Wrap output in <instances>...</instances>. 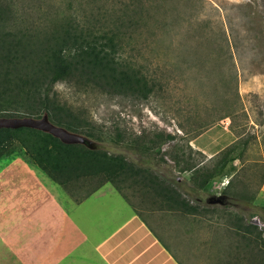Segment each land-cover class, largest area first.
<instances>
[{
    "label": "rangeland",
    "instance_id": "rangeland-1",
    "mask_svg": "<svg viewBox=\"0 0 264 264\" xmlns=\"http://www.w3.org/2000/svg\"><path fill=\"white\" fill-rule=\"evenodd\" d=\"M84 1L17 0V4L38 22L49 7L62 5L75 11ZM97 5L112 9V22L127 14L118 24L123 36L121 58L153 78L154 92L140 100L83 91L63 82L56 83L54 89L71 108L83 111L113 139L116 132L125 134L127 140L122 144L110 139L99 143L112 154L123 153L137 160L145 155L126 146L129 139L172 135L153 162L160 159L159 170L182 180H188L190 174L179 173L169 156L162 154L168 147L183 146L195 160L209 162L228 145L241 147L245 141L244 159L233 162L230 175L216 178L210 193L198 196L202 201L219 196L236 174L256 197L255 205L243 206L242 215L264 235V210L259 206L264 203V0H101ZM135 15L140 16L139 23L131 30L128 25L136 20ZM21 145L15 140L0 161L22 155ZM56 185L75 201L92 189L86 185L69 191ZM120 187L129 205L140 211L182 264L235 260L250 264V257L257 255V249L250 251L246 240L234 233L223 208L215 213L183 215L152 204L139 187L128 183ZM98 189L121 194L109 182ZM250 212L255 216L248 217Z\"/></svg>",
    "mask_w": 264,
    "mask_h": 264
},
{
    "label": "trees",
    "instance_id": "trees-1",
    "mask_svg": "<svg viewBox=\"0 0 264 264\" xmlns=\"http://www.w3.org/2000/svg\"><path fill=\"white\" fill-rule=\"evenodd\" d=\"M99 1L85 0L75 11L62 5L49 7L37 22L28 11L19 10L17 0H0V117L40 118L46 114L55 125L84 135L94 144L92 147L82 143L66 144L32 128H1L0 158L11 150L15 140L19 141L24 152L11 158L23 157L69 191L92 186L76 202L109 182L127 203L129 198L120 189V185L126 183L139 187L146 199L160 209L183 215L215 213L217 208H223L234 233L246 240L245 244L252 247L250 251L257 249V255L250 257V264H264L263 232L242 215L243 206L256 204L247 182L233 174L219 196L212 195L205 201L198 196L200 192L210 193L214 180L230 175L233 162L244 159L245 141L241 147L235 143L228 145L209 162L202 158L195 160L183 146L168 147L162 154L169 156L179 173L190 174L188 180H182L180 176L171 177L159 170L160 159L157 164L153 162L154 155L161 152L172 135L158 133L146 139L141 135L129 139L126 146L145 155L137 160L123 153L112 154L99 143L110 139L122 144L127 140L125 134L116 132L113 139L83 111L71 108L54 89L56 83L63 82L83 91L140 100L154 92L153 78L121 58L123 36L118 24L127 14L122 13L112 22L115 13L112 9L107 11L104 5H97ZM135 16L136 20L128 25L131 30L139 23L140 16ZM259 206L264 210V203ZM132 208L142 218L140 211ZM253 216L254 212L248 214V217Z\"/></svg>",
    "mask_w": 264,
    "mask_h": 264
},
{
    "label": "crops",
    "instance_id": "crops-1",
    "mask_svg": "<svg viewBox=\"0 0 264 264\" xmlns=\"http://www.w3.org/2000/svg\"><path fill=\"white\" fill-rule=\"evenodd\" d=\"M121 197L76 202L23 157L0 161V264H182Z\"/></svg>",
    "mask_w": 264,
    "mask_h": 264
},
{
    "label": "water",
    "instance_id": "water-1",
    "mask_svg": "<svg viewBox=\"0 0 264 264\" xmlns=\"http://www.w3.org/2000/svg\"><path fill=\"white\" fill-rule=\"evenodd\" d=\"M32 128L37 129L57 137L61 142L66 144L82 143L88 147H92L93 141L81 135L79 133L71 132L64 127L57 126L52 123L46 114H43L40 118L34 117H0V129L1 128Z\"/></svg>",
    "mask_w": 264,
    "mask_h": 264
}]
</instances>
